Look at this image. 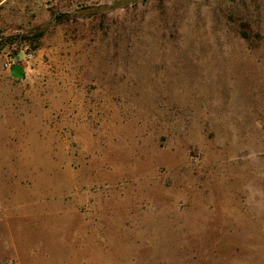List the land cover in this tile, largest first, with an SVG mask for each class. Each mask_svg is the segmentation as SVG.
<instances>
[{
	"label": "rangeland",
	"instance_id": "1",
	"mask_svg": "<svg viewBox=\"0 0 264 264\" xmlns=\"http://www.w3.org/2000/svg\"><path fill=\"white\" fill-rule=\"evenodd\" d=\"M19 112L53 192L0 209V264H264V0H0L14 145Z\"/></svg>",
	"mask_w": 264,
	"mask_h": 264
},
{
	"label": "crops",
	"instance_id": "2",
	"mask_svg": "<svg viewBox=\"0 0 264 264\" xmlns=\"http://www.w3.org/2000/svg\"><path fill=\"white\" fill-rule=\"evenodd\" d=\"M8 71L10 74L16 75L15 77H12L13 79L21 80L24 74V67L15 64L9 67ZM13 117L18 118V120H12L11 125H14L16 128L18 127L20 130V144L14 145L11 143L10 137L9 142H7V139L3 140V136H0V152L2 151L0 153V209L4 207V213L7 215L15 214L12 205H14L19 195H26V198H28L30 196V191L33 192L36 190L40 192L39 197H47L48 192H50V194L53 192L52 186L48 184L47 179L48 176H52L48 167L54 162V159L52 155L48 156L46 154L49 144L45 143L44 139L39 137L37 129H34L35 125L38 124L37 121L32 120L29 113L19 112ZM7 125H9V123H7ZM32 127L34 131H32ZM6 142L9 143L10 149H14V154L10 153V156L4 155L8 146L7 144L4 145ZM36 142L40 145L43 155L38 170L39 175L44 177L43 183L40 187H38L39 185H36L35 187L30 183L32 179L31 177H33L32 174H35L36 170L31 168L33 165L28 151L36 145ZM17 150L19 151L18 160L15 161L12 157H15V152Z\"/></svg>",
	"mask_w": 264,
	"mask_h": 264
},
{
	"label": "built area",
	"instance_id": "3",
	"mask_svg": "<svg viewBox=\"0 0 264 264\" xmlns=\"http://www.w3.org/2000/svg\"><path fill=\"white\" fill-rule=\"evenodd\" d=\"M5 67H8L9 68V64H5Z\"/></svg>",
	"mask_w": 264,
	"mask_h": 264
}]
</instances>
